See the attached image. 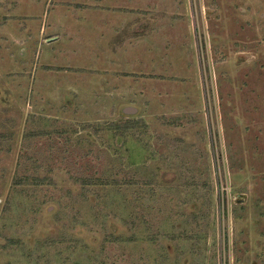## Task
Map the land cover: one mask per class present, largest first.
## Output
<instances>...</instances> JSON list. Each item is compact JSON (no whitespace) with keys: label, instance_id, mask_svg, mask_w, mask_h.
I'll return each instance as SVG.
<instances>
[{"label":"rangeland","instance_id":"1","mask_svg":"<svg viewBox=\"0 0 264 264\" xmlns=\"http://www.w3.org/2000/svg\"><path fill=\"white\" fill-rule=\"evenodd\" d=\"M62 1L0 0V264H264V0H160L132 73Z\"/></svg>","mask_w":264,"mask_h":264},{"label":"crops","instance_id":"2","mask_svg":"<svg viewBox=\"0 0 264 264\" xmlns=\"http://www.w3.org/2000/svg\"><path fill=\"white\" fill-rule=\"evenodd\" d=\"M62 2L67 5L65 9H67L69 13L75 12L77 14L73 9L77 7L81 8L87 16V12H89L91 17L96 20L95 24H99L98 44L102 45L100 51L106 50L111 52L112 50H121L123 52L124 69L127 66L130 67V69L132 67L131 60L133 57L130 56L131 52H139V55L134 58L140 59L141 61L144 58H142V53L140 51L146 53L149 50L148 46L154 45L158 47V45L164 44L163 39H160L163 36V30H160L159 34H157L155 29L152 30L153 37L148 39L149 32H147L148 26L146 25L148 21L147 15L153 14L154 10H158L157 4L160 0H63ZM54 13L55 12H51V18L54 17ZM48 15L49 10L46 13V20L48 19ZM32 16V14H29L27 18L35 19V16ZM78 17L81 18L80 14ZM28 19L24 24H18L15 20V28H23L27 35H29L31 31L35 32V29L32 28L33 21ZM54 25L55 22H53L52 25L50 21L49 27ZM45 32L46 23H43V25L41 23L39 33L43 36ZM51 40H54V38L49 39L47 37V41ZM155 48L156 47H152V50H155ZM125 71L128 73L133 72L132 69H126ZM114 72L111 75H114Z\"/></svg>","mask_w":264,"mask_h":264},{"label":"water","instance_id":"3","mask_svg":"<svg viewBox=\"0 0 264 264\" xmlns=\"http://www.w3.org/2000/svg\"><path fill=\"white\" fill-rule=\"evenodd\" d=\"M135 111H136V109L134 107H126L124 109V112H126V113H133Z\"/></svg>","mask_w":264,"mask_h":264}]
</instances>
